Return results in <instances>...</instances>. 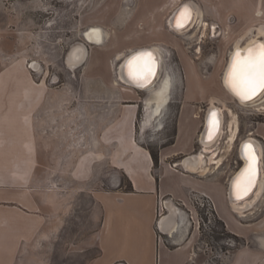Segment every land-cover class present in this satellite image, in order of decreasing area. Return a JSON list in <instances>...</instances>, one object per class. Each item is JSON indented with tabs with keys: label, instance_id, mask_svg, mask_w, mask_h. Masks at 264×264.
<instances>
[{
	"label": "rangeland",
	"instance_id": "rangeland-1",
	"mask_svg": "<svg viewBox=\"0 0 264 264\" xmlns=\"http://www.w3.org/2000/svg\"><path fill=\"white\" fill-rule=\"evenodd\" d=\"M183 1L0 0V54L7 56L0 65H24L31 77L29 95L21 106L25 116H34L40 156L34 174L40 180L37 206L30 195L26 203L27 211L35 212L41 221L35 232L26 231L16 264H86L98 255L96 236L103 212L93 196H110L120 186L129 188L122 170L111 162L113 144L96 146L98 136L113 129L133 130L156 156L162 144L172 141L177 116L198 115L199 123L215 104L224 117L220 142L212 149L227 154L226 162L234 172L241 164L238 145L251 137L262 145L264 169V95L259 105H240L222 78L236 41L258 31V27L244 31L260 20L254 15L256 4L254 0H192L198 9L196 18L178 33L169 25V16ZM258 12L262 14L261 9ZM215 24L220 25L218 32ZM89 26L100 27L104 39L89 43L85 61L69 67L68 49L85 40L83 32ZM149 46L161 52L156 84L168 74L171 79L169 101L150 122L145 104L148 91L126 85L117 74L123 55ZM33 61L36 69L30 67ZM14 89L10 92L16 96ZM122 116L134 117L130 122ZM231 124L235 136L228 148ZM84 158L87 167L80 165ZM200 212L207 220L206 208ZM25 221L28 230L33 223L28 217ZM216 235V239L226 236ZM230 239L233 244L240 242L234 235ZM3 246L6 241L0 230V260L5 255Z\"/></svg>",
	"mask_w": 264,
	"mask_h": 264
},
{
	"label": "crops",
	"instance_id": "crops-1",
	"mask_svg": "<svg viewBox=\"0 0 264 264\" xmlns=\"http://www.w3.org/2000/svg\"><path fill=\"white\" fill-rule=\"evenodd\" d=\"M257 1L264 5V0ZM5 58L2 51L0 61ZM25 72L24 65H0V230L6 241L0 264L17 263L26 231L35 232L41 221L27 211L26 203L30 195L37 206L40 180L34 174L40 156L34 116H25L21 106L30 90L31 77ZM14 88L16 96L10 92ZM133 117L122 120L131 122ZM197 119L176 117L173 139L156 151V161L133 130L113 129L98 136L96 146L113 144L111 162L122 170L129 188L93 196L103 212L96 236L100 252L86 264H264V192L246 211L232 207L228 193L233 171L227 154L217 151L208 161L209 151L201 152L198 135L203 117L199 123ZM193 153H202L200 168L177 164ZM80 165L87 167L85 158ZM200 198L211 201L207 220L200 212ZM25 217L33 223L28 230ZM216 234L226 236L216 239ZM233 235L238 244L231 241Z\"/></svg>",
	"mask_w": 264,
	"mask_h": 264
},
{
	"label": "bare ground",
	"instance_id": "bare-ground-1",
	"mask_svg": "<svg viewBox=\"0 0 264 264\" xmlns=\"http://www.w3.org/2000/svg\"><path fill=\"white\" fill-rule=\"evenodd\" d=\"M188 2H191V1H188ZM190 7L192 8L191 9L192 16H191L190 20L187 19L186 16L185 17H182L181 16V12H180L178 14V16H176V18H175L174 21L181 22L183 26L185 24L187 25L189 23V21L191 22L190 25L193 24V22H194V20L196 18V14H197V10L198 9L196 8V6L192 2L190 4ZM257 14L260 15L261 13L258 12ZM171 22H172V24H171ZM174 24L175 23L173 22V20L172 21L170 20V25L172 26V29L175 32H178V33H181L183 31H185V29L190 26L189 25L188 27L183 28V26L177 27ZM84 31H85V32H83L84 33L83 34L84 39L87 40V41H89V42H91V43H100L104 39L103 31L98 26H89ZM253 32L254 31L248 32L250 34L249 35L250 36L249 38L247 37L248 36V33L246 35H243L242 40L244 38H248L247 43L244 46L241 44V41L242 40H240V39L237 40L236 43L234 44L233 48L230 50L229 56L231 55V53H232V51H233L234 48H237V47L245 48L251 42H254L257 39L259 40L260 37L258 35L259 34L260 35H264V25H260L258 27L257 33H253ZM263 43H264V39H263ZM149 47L152 49L153 52H155V55H156V58H157V62H158L157 75H156L155 79L152 81V83L149 86L144 87L142 89L141 88H136L135 86H132V85L128 84L127 82H124V80L121 78L122 77L121 76V67H122V63L121 62L131 52L137 50L138 48L132 50L131 52H129L126 55H123V57L120 59L121 62L119 64V66H118V71H117V74L119 76V79L122 82H124L126 85L131 86V87H134L135 89H140V90L148 91V95H147V98L145 100V104L147 105V109H148V113H149L148 122H150L153 117L159 116L162 113L163 109L165 108V105L169 101V98H170V96H169V89H170V86H171V79H170V75L169 74L166 75L159 84L157 83L158 85L156 84V81L158 80V74H159V71H160V63L159 62H160V59H161V52H160L159 48L156 47V46H149ZM80 48H84L83 47V43L82 42H76L70 48L69 52L67 53L66 63L68 64L69 67L75 68V67L79 66L80 64L83 63V60H85L84 58L87 57L88 51H84V53L82 55L80 53V51H79ZM241 51H242V49H241ZM240 54H241V56H243L242 55V52H240ZM229 56H228V60L226 62V67H225V70L223 72L222 78H223V84H224L223 86L233 96L234 94L229 89L230 83H229V79H228V71L226 72L227 68L229 70L230 69V65H231V64L229 65V62H230L229 61ZM30 67H33V68L36 69L38 67L37 62H34L33 61L31 63V65H30ZM225 72H226V77L224 78ZM234 96H233V98L235 99V101L238 104L243 105V106H255V105H259L261 103L260 96L254 98V99H252L250 101L243 100L240 97H239V100H238ZM214 105L215 104H211L209 109L210 110H212V109L213 110H217L218 113H219L220 123H219L218 129L217 130L212 129L211 130L212 131V135L209 136L210 127L208 126V129H207L208 131H206L207 132V137L205 138V134H204V131L203 130H204V127H205L206 122H207V116H206L207 110H206V112H205V114L203 116L201 128L199 130V137H200L201 142H202V147H203V149L209 151V153L207 155V156H209L208 157V161H211L214 158V156H215V153L216 152L215 151H212V146L215 145V144H218L220 142L219 139H221L220 136H221V132H222L223 117H224V116H222V114H223L222 109L221 108H215ZM213 112H215V111H213ZM194 116L197 117L198 115H194ZM209 118H210V116H209ZM208 125H209V123H208ZM234 136H235V127H234V124H231V127H230V137H229V140H227L228 148L231 147V144L230 143H232V140L234 139ZM244 142H246V144H250L252 146V151L254 152V154L255 155L257 154V156L259 158V160H258V170L259 171H258V178L256 180L255 186L252 189L251 193L249 195H247L246 197H244V198L231 199L232 207L236 211H238V212H243V211H246L247 209H250L257 202L258 198H260V196L264 192V169H263V161L260 158V156L262 155V145L260 144L259 141L255 140V139H253L251 137H247V138L243 139L239 143L238 149H240L239 148L240 145L241 144L243 145ZM245 154L246 153H245V150H244V156L243 155L242 156H243L244 160L246 161L248 159V157L245 156ZM202 157L203 156L201 154H199L197 156H193V158H190L189 160H194V161H197L198 163H201L202 162ZM177 164H179V162ZM235 172H236V170L233 172V174ZM241 191H243V188L241 189Z\"/></svg>",
	"mask_w": 264,
	"mask_h": 264
},
{
	"label": "snow or ice",
	"instance_id": "snow-or-ice-1",
	"mask_svg": "<svg viewBox=\"0 0 264 264\" xmlns=\"http://www.w3.org/2000/svg\"><path fill=\"white\" fill-rule=\"evenodd\" d=\"M181 16H186L190 20L191 12L186 6L181 9ZM178 26L183 25L178 23ZM128 67L132 78L147 80L148 76L154 73V58L150 52L139 53L128 62ZM228 77L233 92L242 99H250L258 91L264 90V44L250 48L243 56L237 50L233 54ZM209 127V136L212 135V129L219 127L215 112L210 114ZM244 149L248 157V166L241 179L236 182L235 187L238 191L242 188L247 191L256 174L257 157L252 151V146L246 144Z\"/></svg>",
	"mask_w": 264,
	"mask_h": 264
},
{
	"label": "water",
	"instance_id": "water-1",
	"mask_svg": "<svg viewBox=\"0 0 264 264\" xmlns=\"http://www.w3.org/2000/svg\"><path fill=\"white\" fill-rule=\"evenodd\" d=\"M191 1L192 3H196L192 0H189ZM191 2H188V0H185L183 1L182 3H180V5H178L171 13V15L169 16V18H173L175 20L176 16H178V14L181 12V9L185 8V6L187 7V9L190 10L191 12V7H190V4ZM190 3V4H189ZM193 12V11H192ZM173 20V21H174ZM187 21V20H186ZM179 24H182V23H179ZM175 26H178V23H175L174 24ZM77 42V41H76ZM76 42H74L71 46H73ZM81 42V41H80ZM83 47L84 48H80L79 51L80 53L83 55L84 51H88V44L91 43L87 40H83ZM92 44V43H91ZM70 46V47H71ZM70 49V48H69ZM68 49V51H69ZM143 52H150L152 54V57L154 58V73L150 76H148L147 80H138V79H134L132 78V76H130L129 74V67H128V62L134 57L136 56L137 54L139 53H143ZM68 53V52H67ZM244 55L246 54V52L243 53ZM67 56V55H66ZM85 57V56H84ZM85 59V58H84ZM85 61V60H83ZM233 62V60H232ZM122 67H121V78L124 80V82H127L128 84L132 85V86H135L136 88H144V87H147L149 86L152 81L155 79L156 75H157V71H158V62H157V58H156V55H155V52L152 51V49L150 47H142V48H138L137 50L131 52L122 62ZM232 64V63H231ZM230 70V69H229ZM229 70H228V73H229ZM229 79V77H228ZM229 89L231 90V92L235 95V97L238 99L239 96H237L231 86H229ZM262 90L258 91L256 95H258ZM256 95H254L252 98H254ZM215 111V113L217 114V119L219 120V123H220V118H219V113L217 110H210L209 112V115L207 116V122H206V128L208 129V123L210 121V114ZM206 129V131H208ZM217 130V129H215ZM207 137V132H205V138ZM247 142V141H246ZM246 142L243 143V145L241 144L240 145V149H238V155L241 159V165L239 166V168L236 170V172L231 176V179H230V188H229V198L231 199H236V198H244L246 197L247 195H249L252 191V189L254 188L255 186V183H256V180L258 178V156L256 154V157H257V165H256V174L253 178V181H252V184L250 186V188H248L247 191H241V190H237L235 185H236V182L242 177L243 173L245 172L247 166H248V159L245 161L243 156H244V145L246 144ZM199 143L201 145V152L202 153H205L203 147H202V142H201V139L199 137ZM198 154V153H196ZM195 153L193 154H189V155H186L184 156L180 161H179V164L183 167V168H190V167H193V168H200L201 167V164L203 163H198L197 161H194V160H189L190 158H193V156L196 155ZM243 155V156H242ZM242 157V158H241ZM244 160V162H243ZM204 161V160H203ZM174 221H173V224L171 225L170 229L172 230L174 228ZM120 264V263H118Z\"/></svg>",
	"mask_w": 264,
	"mask_h": 264
},
{
	"label": "flooded vegetation",
	"instance_id": "flooded-vegetation-1",
	"mask_svg": "<svg viewBox=\"0 0 264 264\" xmlns=\"http://www.w3.org/2000/svg\"><path fill=\"white\" fill-rule=\"evenodd\" d=\"M254 2H255V4H256V8H255V10H254V15H256L258 18L260 17V20H257L253 25H251V26H248V27H246L245 28V30L244 31H246L247 29H249V28H253V30H257L256 28L257 27H259L260 25H264V5H263V3L262 2H259L258 3V1L257 0H254ZM190 4V3H189ZM258 9H261V11H262V14L261 15H257V11H258ZM191 16H192V13H191ZM205 16V15H204ZM205 19V18H204ZM170 20L172 21V20H174L173 18H169V25H170ZM174 23H181V22H177V21H173ZM190 21H189V23L186 25H184L183 26V28H185V27H188L189 25H190ZM209 23H214L213 21H211V22H209ZM171 24H172V22H171ZM216 25V32H218L219 31V29L218 28H220V25L219 24H215ZM171 26V25H170ZM177 27H179V26H177ZM171 28H172V26H171ZM243 31V32H244ZM246 41H245V40ZM243 40H242V42L243 41H245L244 43H241L243 46L247 43V38H244ZM262 44H264L263 43V39L262 38H260L259 40L257 39V40H255L254 42H251L248 46H246L245 48H242V47H237V48H234L233 49V51H232V53H231V55L229 56V61L232 63V60H233V54L235 53V52H237V50H239V52H242V55H244L243 53L244 52H246L247 53V51L250 49V48H253L254 46H256V45H262ZM241 49H242V51H241ZM229 62V65L231 64ZM228 71V68H227V70H226V72ZM226 72H225V74H224V78L226 77ZM264 95V90H262L258 95H256L254 98H256V97H259L260 96V100L262 99V96ZM234 96V95H233ZM235 97V96H234ZM236 98V97H235ZM254 98H250V99H247L246 101H250V100H252V99H254ZM237 99V98H236ZM238 100H239V98H238ZM243 100H245V99H243ZM262 101V100H261ZM215 106V108H220L219 106H217V105H214ZM210 106L208 107V109H207V114H206V116H208L209 115V112H210ZM204 116V115H203ZM222 116H223V114H222ZM164 124V123H163ZM206 126V125H205ZM206 127H204V134H205V132H206ZM199 135V134H198ZM205 150V149H204ZM205 151H207V150H205ZM208 152V151H207ZM196 154V153H195ZM199 154H202V153H199ZM198 154V155H199ZM195 156H197V155H195ZM245 156H247L246 154H245ZM240 158V157H239ZM242 158V157H241ZM260 158L262 159V155L260 156ZM207 159H208V156H207ZM241 160V159H240ZM244 161V160H243ZM241 165V164H240Z\"/></svg>",
	"mask_w": 264,
	"mask_h": 264
},
{
	"label": "built area",
	"instance_id": "built-area-1",
	"mask_svg": "<svg viewBox=\"0 0 264 264\" xmlns=\"http://www.w3.org/2000/svg\"><path fill=\"white\" fill-rule=\"evenodd\" d=\"M198 202H199L200 206L205 207L206 208V212H208L207 210L209 209V207L211 205L210 199L209 198H200L198 200Z\"/></svg>",
	"mask_w": 264,
	"mask_h": 264
},
{
	"label": "trees",
	"instance_id": "trees-1",
	"mask_svg": "<svg viewBox=\"0 0 264 264\" xmlns=\"http://www.w3.org/2000/svg\"><path fill=\"white\" fill-rule=\"evenodd\" d=\"M152 156H153V159L156 161L157 158L153 153H152Z\"/></svg>",
	"mask_w": 264,
	"mask_h": 264
}]
</instances>
